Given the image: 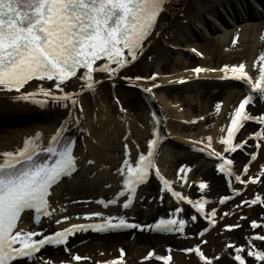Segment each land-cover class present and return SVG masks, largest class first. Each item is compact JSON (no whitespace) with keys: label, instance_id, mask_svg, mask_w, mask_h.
Listing matches in <instances>:
<instances>
[{"label":"bare ground","instance_id":"6f19581e","mask_svg":"<svg viewBox=\"0 0 264 264\" xmlns=\"http://www.w3.org/2000/svg\"><path fill=\"white\" fill-rule=\"evenodd\" d=\"M187 1H164L152 30L142 41V47L135 54V59H137L148 52V59L154 62L161 59L162 43L167 42L170 49L174 53H177V58L174 61L163 64L159 72H154L149 68L140 70L137 72V76L145 78L146 82L139 81L136 85L141 88L157 89L162 83L168 86L181 84L182 90L199 91L216 85L215 80L236 79L238 82L248 84L251 88L249 94L246 96L252 95L253 101L248 106L247 114L250 116L264 115V94L253 91L254 86L264 88V82L260 80L263 65L258 73L264 45L257 42L259 27L251 22L252 19L255 20L258 17H262L264 9H261L258 5H254L256 12L262 15L258 17L254 16L253 18L250 14L249 17L244 15L240 19H231V26L233 27L236 23H242L241 26H235L231 30L223 28L221 24H214L216 26L214 33H219L220 31L224 33L223 37H216L213 40L225 49V53L223 56H220L219 60H217L218 62L214 61L212 64L204 60L203 63L217 65L224 61H245L241 55H251V62L243 64V74L238 72L233 73L231 70H219L216 73L200 72L197 74L195 72H184L172 76L174 72L191 69L190 64L183 63L181 53L184 57H189V55L195 56V50L198 48L191 44L197 38L207 37V33L202 31L203 16L212 18L215 15L217 16V9L220 10L224 6L229 8L230 5H232L233 9V6L246 2V0H196L199 7L188 8L187 14L190 16L183 17L182 14L185 11ZM203 6H206L208 9L204 10ZM237 9L241 11L239 7ZM179 17H183V24L175 31L174 35H170L172 27H174L173 22ZM217 26L219 27L217 28ZM199 30L202 31V34ZM250 35H253L252 40L251 38L248 39ZM240 37L245 38L240 39ZM237 40H240V42H236ZM153 45H155V48L154 50L152 49L153 51H150ZM143 57L145 58V56ZM125 59L127 62L117 68L115 72H112L111 75H107L97 68L94 73V81H92L95 88L97 89L100 86H98L100 80L102 83V76H105L103 79L113 86L123 84L119 80V70L133 61L128 56L127 50H125ZM27 84L31 85L29 89L24 87ZM48 84H50V81L33 79L24 84L20 88V91L4 90L2 92L0 90V125L7 126L11 122H22L27 119H35L41 122L40 124L38 121L39 123L34 124L29 131L22 132L27 128L17 130L16 133L9 134V138H6L4 142H0V165L13 161L5 155L6 153L16 154L23 151L25 147L28 149L34 147L36 151L45 153L51 144V140L60 130H63V137L71 140L72 149L77 148V151H80L78 149H81L79 148L81 143L79 137L82 125L77 105L74 107L71 101H64L67 103V106L64 105L60 109L50 110L46 109L43 104L57 102L52 100L51 97L66 94L74 96L79 102L78 93L87 90V87L84 86L85 82L82 80H77L74 83L69 82L63 86V91H58L57 95L50 94L49 97H44L41 89L47 92L45 89ZM119 94L116 93V96L119 97ZM206 96L205 93L199 95V103L195 102L197 97L184 99V104L188 107L187 116L189 115V118L186 125L181 127L177 126L174 122H181L183 116H180L171 105L166 104L162 99L158 100L160 101L159 106L171 115L169 123L162 121V124H159L161 118L154 117L152 126H144L142 132L138 133L139 135L134 141L130 137L133 124L126 123L128 129L126 132L128 134L126 136L122 135L124 141H121L119 139L121 124L115 121L114 123L110 118H107L106 121L110 122L107 125L109 131L106 129V124H101V132H103V144L101 147L87 146L90 158L82 150L80 151L79 158L76 160V174L80 173L81 170L82 173L88 172L87 164L90 163L89 161H92L94 166L90 176H86L83 180L84 183H87L84 186L85 188L82 186L65 187V183L62 185L64 177L61 178L50 189L46 218H52V222H48L46 231H35L34 228L37 227L34 224L35 214L30 210L22 212L17 225L18 228V226L24 223L31 224V229H24L20 233L23 235H27L29 232L42 233V236L37 235L33 237L37 241L41 238H47L49 235H54L56 232L73 229L77 226H83L84 230H76L74 234L67 238L66 245L43 246L40 252L32 259H17L14 264H103L109 260L119 259L123 261V264H207L209 260L211 264H239L230 255L234 252V247L239 246H244L245 248L244 253H241V255L245 258L246 264H264V262L258 261L253 256L247 254L249 245H253L251 250L254 252L264 251V240L255 239L256 235L264 236V139H257V137L261 136V133H264V125L260 124L257 130H248L246 125L235 144V146H238L239 142L247 140L245 147L243 149L237 147L235 152L229 153L226 151L229 145H224L221 141L226 139L228 125L232 119L233 104L235 102L240 103L241 95L232 92L226 93V96H223L225 101L219 107H215L216 102L214 98L217 95L207 96L211 101V105H205ZM21 98H30L39 102L38 109H40V112L12 105V101ZM1 106L8 108L5 109ZM87 107H85L86 112H84L85 118H87V111H89ZM49 119L53 121L50 122L53 125L47 128L48 130H44V127L48 126L45 123ZM248 122L250 121H245V124H248ZM168 131L172 135L178 133V137L182 133L193 134L187 137L176 138L175 141L178 147L188 149L193 154L185 152L179 155L174 151L165 149V158L160 163V169L158 170L160 176L167 180L169 184L166 186L160 178H157L160 194L156 192L148 194L144 199L145 208L143 210L135 213V216L128 218L127 214L132 209L124 211L122 206L118 210L117 215L113 217V223H119V219H124L127 223H135L140 227L133 230L124 228L121 231L109 229L104 235L94 232L91 226L94 224L106 225V223L99 222L101 218L99 215H86L83 210L90 207L108 210L117 209L119 200L122 199H125L124 205L130 195L128 190L123 187L127 179V169L125 168L124 174L120 175L119 168H124V161L126 160L133 167L138 166L141 155L146 157L147 162L148 153L153 148L152 142L156 141L157 137H160L163 144L158 149V156L163 145L167 146L171 144L167 134ZM89 132L92 139L98 135L92 126L89 127ZM253 133L256 135L253 136ZM206 135L209 137H206ZM172 139L175 140L174 137ZM257 144H259L258 148L256 147ZM195 153H199L200 155H196ZM217 153L225 159H232L234 161V164L231 166L225 165L226 170L234 169L233 177L239 174L241 179L246 181V183L238 184L233 179L231 186H229V178L226 173L219 171L222 161L216 156ZM252 153L257 154V158L254 161L249 158ZM204 159H210L211 162L204 164L202 162ZM246 164L250 165V167L248 172L244 173L242 169ZM169 169L171 172H168ZM253 178H255L256 182H253ZM201 183H207L208 187L200 190L199 185ZM117 185L119 186L116 187ZM115 187V197L118 199V202L105 207L104 201L108 198L109 191H112ZM169 187L171 188V192L168 191ZM141 191L142 188L139 189L138 193H141ZM121 192H124L125 195L121 196ZM172 192L180 193L183 201L177 200V197L173 196ZM237 194H240L239 198H236ZM92 196L97 197L93 198ZM257 196L260 197L259 200H256ZM225 197H228V199L220 203ZM169 200L175 206L165 205V202ZM188 200H191L194 204L198 201L203 202L204 213H207V215L197 212L187 202ZM254 200L255 202L253 203ZM242 201H248L249 203L238 207ZM211 211L216 212L215 217L211 215ZM192 216L196 217L194 221L191 219ZM171 219H176L178 222L184 221V234L183 231H174L170 227H168L165 234L158 233L159 228L166 226L161 225L160 222H167ZM45 220L43 219L42 222ZM211 222H217L216 227L213 229L209 225ZM250 222H257L261 226L251 228ZM229 225L236 227L228 229L226 226ZM217 228H222V231L216 234L215 239L202 237L203 232L210 231L209 233H214ZM249 237H252V239L249 240ZM188 239L195 240V243L190 245L194 250L196 248L201 249V252L195 251V258L186 253L185 249L189 244H184L182 241ZM226 245H232L233 247H227ZM121 250H123V256H121ZM53 251L56 253H53ZM50 253L52 254L49 255ZM150 254L153 255L152 259H149ZM76 255L82 259L75 261L74 257Z\"/></svg>","mask_w":264,"mask_h":264},{"label":"snow or ice","instance_id":"6c2138e0","mask_svg":"<svg viewBox=\"0 0 264 264\" xmlns=\"http://www.w3.org/2000/svg\"><path fill=\"white\" fill-rule=\"evenodd\" d=\"M162 4L163 0H0V86L15 85V90L20 91L24 84L37 79L53 82L52 87L57 91H63V86L69 78H74L84 81V86L88 89H93L92 81L97 68L111 75L127 62L125 50L128 56L135 59L136 51L142 47V41L152 30ZM260 60L264 61V56L260 57ZM228 70L226 66L225 71ZM194 71L199 74L204 69L196 68ZM231 71L243 74L244 66L233 67ZM260 80L264 82V75L260 76ZM253 91L264 94V88L259 86H254ZM41 92L44 97L50 95L43 89ZM51 99L57 102L71 101L74 107L78 103L77 98L70 94L53 96ZM252 101L253 96L250 95L240 103L235 118L231 121L232 130L228 132V138L221 141L222 144H233L234 132L243 126L244 121L264 125V115L247 114L246 106ZM257 139H264V133ZM152 143L155 144L156 141ZM246 143L247 140L241 141L238 146L229 147L226 151L233 153L237 147L243 149ZM256 147L258 148L259 144ZM47 151L52 153L53 149L48 148ZM72 152V148L68 147L62 152L55 153L58 159L52 165L35 163L34 154L27 147L16 154H5L14 162L0 165V264H14L17 259L30 260L43 246L66 245L70 235L76 230H84L83 226H77L38 241L33 237L42 236V233L29 232L23 235L14 231L22 211L34 210L36 213L47 214L49 206L47 197L50 195V189L61 178L71 176L76 167ZM151 156L152 153L149 152L146 162V157L141 155L139 165L136 167L129 161H124V168L119 171L123 173L125 168L127 169V179L123 187L128 193L134 194L137 186L146 182L149 169L153 167ZM216 156L222 161L219 171L226 173L229 186L233 179L241 184L246 183L239 174L233 177L234 169L226 170L225 165L234 164L232 159H225L219 153ZM249 158L254 161L257 154L252 153ZM19 164L31 166L18 168ZM249 167L250 165L246 164L242 172L247 173ZM155 174L164 185L169 184L160 176L159 170H156ZM253 182H256L255 178ZM207 187V183L199 185L200 190ZM168 191L171 192L170 187ZM120 195L123 196L125 193L121 192ZM172 195L183 200L178 192H172ZM227 199L228 197H225L220 203ZM259 199L257 196L256 200ZM187 202L197 212L207 215L204 213L203 202L198 201L195 204L191 200ZM248 203L242 201L238 207ZM123 207L127 209L129 205L125 203ZM211 215L215 217L216 212L211 211ZM191 219L194 221L196 217L192 216ZM160 224L174 231H183L185 226L183 220L178 222L176 219L161 221ZM259 226L261 225L257 222H250L251 228ZM121 227L135 229L140 226L127 223L124 219H119V223H113V218L110 217L106 225H97L95 230ZM226 227L232 229L236 226ZM251 239L252 237H249V240ZM255 239L264 240V236L256 235ZM252 247L253 245H249L247 254L264 262V251L254 252L251 250ZM195 251L201 252V249L196 248ZM244 251V246L234 247V252L230 255L239 264H246L245 258L241 255ZM74 259L80 261L82 258L76 255ZM112 264H120V261L115 260ZM207 264H211V261H207Z\"/></svg>","mask_w":264,"mask_h":264},{"label":"rangeland","instance_id":"374dc122","mask_svg":"<svg viewBox=\"0 0 264 264\" xmlns=\"http://www.w3.org/2000/svg\"><path fill=\"white\" fill-rule=\"evenodd\" d=\"M252 4H256V5H260L259 2H257L256 0H250ZM251 4V5H252ZM207 6V5H206ZM206 6H203V9L206 10L208 8H206ZM232 5H230V7L228 8L227 6H224L222 9H217L216 10V14L217 16H213L212 18H206L207 16H203L204 18L202 19V31H205L207 33V37L204 38H197L195 39V42L192 43V46H196L198 49L195 50V54L197 55H189V57H184V55L181 56L183 58V63L184 64H190L191 65V69L190 70H185V71H178V72H174V74H172V76H175L177 74L180 73H184V72H195L194 70L196 68H201L204 69V71H201L202 73L205 72H211V73H215L218 72V70H223L225 71V67L227 66V68L229 70H231V68L233 67H239L243 64H247L251 62V55H241L243 56V59L245 61H224L221 64H217V65H211V64H204V60H207L208 62L212 63L214 61L219 60L220 56H223L225 53V49L221 46L218 45L216 42H214L213 39H215L216 37H223V31H221L220 33H214L216 30V26H214V24H221V26L223 28H225L224 23H228L230 21L229 18H233L234 16H236V14L240 13V15H248L250 12H254V8H252V6L250 7V3L244 2V3H239L238 6H235V8L231 7ZM193 7V8H197L199 7V4L196 0H188L185 4V11L183 12L182 16L183 17H189L190 15L187 14L188 12V8ZM239 7L241 11H237L236 8ZM259 7V6H258ZM231 14H230V11ZM253 10V11H252ZM256 13V11H255ZM183 17H179L176 21L173 22V26L172 27V32L170 35H174L175 31L180 28V26H182L183 24ZM187 22V21H186ZM255 25H257L259 27L258 29V36H257V42L259 44H263L264 45V19L261 20L258 23H255ZM219 26H217L218 28ZM193 30H195L193 28ZM202 31L199 30V32ZM169 38V37H168ZM245 38V37H240V39ZM253 38V35H250L248 37V39ZM236 42H240V40L236 41ZM151 50L153 51L155 48V45L151 46ZM153 49V50H152ZM264 50V49H263ZM161 51H162V55L160 56L161 59H163V61H161V59H158L154 62H151V60L148 59V52L143 54V56H145V58L143 56L137 58L133 63V65H129L123 69L120 70V75H119V80L123 83V84H117L115 86H113L111 83H103L102 85H100L97 89H95L94 91H92V93H86L83 94L81 96H79L80 101L77 103V107L80 111V117H81V136H80V147L81 149H78L80 151L84 150V153L88 155V147L89 145L92 146H99V148L101 147V145L103 144V132L102 131V125L101 124H106V129L108 130V124L110 123L109 121L107 122V118H110L113 122H119L120 125V132L121 135L119 137V139L121 141L123 140V136H126L128 133L126 132L127 126L126 123L129 122V124H133L132 127V132L130 131V137L133 139H136V137L139 135L138 133L142 132V129L144 128V126H152L154 120V117H160L161 120H165L167 123H169V118L171 117V115H169L164 109H162L159 105H160V101L158 102V100L162 99L166 104L171 105V107H173L175 109V111L177 113H179L180 116H183L181 118V122H174L175 124H177V126L179 125V127L181 126H185L187 119L189 118V115L187 116V111H188V107L184 104V99H189V98H193V97H197L195 102L199 103V99L198 96L201 95L202 93H205L207 96H211V95H217V97H213L215 100V107H219L223 104V102L225 101V98L223 96H226V93L228 92H232V93H239L242 95V99L241 102H243L244 98H245V87L237 84L236 81H231V82H225V81H219L218 84L214 85L213 87H209L206 89H201L199 91H185L182 90V88L176 87L175 85L172 86H168V85H164L163 83L160 84V87L157 89H151V88H141L139 86L136 85L137 82L142 81V82H146V79L143 77H138L137 76V72H139L142 69L145 68H149L150 70L154 71V72H159V69L161 68V66L163 64H166L168 62L174 61L177 58V53L173 52L169 45L167 44V42L162 43L161 46ZM184 54V53H183ZM264 54V52H263ZM188 55V54H187ZM152 56V54H151ZM186 56V55H185ZM200 56V57H198ZM158 57V58H160ZM144 58V59H143ZM144 61V63H143ZM218 62V61H217ZM263 61L260 62L258 71L262 65ZM145 64V65H143ZM139 78V79H137ZM47 91L50 94H57V90L52 87L49 86ZM116 93H122V95L119 94V97L116 96ZM207 96L205 97V105H211V101L209 98H207ZM97 98V100H96ZM32 100L28 99V103L25 104H30ZM97 101V102H96ZM33 102V101H32ZM210 103V104H208ZM24 104V103H22ZM65 103L64 102H49L46 105L50 108H54L56 109L57 107L61 108L63 107ZM88 106V110L87 111V118H85V113L86 112V106ZM239 104L235 102V106L234 109L232 111V118H233V114L235 113V108L238 106ZM9 107V105H7ZM2 108H8V107H3ZM31 109V108H30ZM32 110V109H31ZM6 111V110H5ZM185 118V120H184ZM195 118V117H194ZM53 120V118H51ZM51 119L47 120V122L45 123L46 127H44V130H48L47 128L52 127L53 122L51 121ZM183 120V121H182ZM84 121V122H83ZM114 122V123H115ZM25 124V125H24ZM24 124L20 125L23 127H20L18 129H13V130H8V131H0V142H4V140L6 138H9L8 135L9 134H14L17 132V130H21L23 128H27L24 129L22 132L24 131H29L31 130V127L34 126L31 123L25 122ZM86 125H88L87 127H85ZM97 132V136L92 139V136L89 132V127H91ZM259 124H253L252 126L247 127L248 129H259ZM4 129V128H3ZM30 133V132H29ZM28 133V134H29ZM167 134L169 135V138H175V140L173 139L171 145L169 146H164L163 152L160 154L157 164H160V162L164 161V150L168 149L171 151H174L176 153H178L179 155L188 152L187 149H181L180 147H178V144L176 145V138H182V137H187V136H191L193 134L191 133H180L181 136L178 137V133L172 135V133H170V131L167 132ZM195 134V133H194ZM206 137H208L206 135ZM120 141V142H121ZM91 143V144H89ZM99 143V144H98ZM98 144V145H96ZM131 146V145H130ZM83 148V149H82ZM80 151H75L74 152V158L77 159L79 157ZM181 157V156H178ZM90 158V156H89ZM202 162L204 164H208L207 161L202 160ZM92 168H94L93 165H91L88 168V172L86 173H82V171L78 174L75 175V177L73 179L67 180L65 182V187H77V186H86L84 183V178L86 176H90V174L92 173ZM120 170V168H119ZM120 172V171H119ZM168 172H171V170L169 169ZM119 174H124L122 172H120ZM85 188V187H84ZM82 189V188H81ZM84 190V189H83ZM116 191V187L114 189H112V191H109L108 195L109 198L106 199L105 204L109 205L111 204L112 201H114V194ZM157 192V194L160 193L157 183L155 180L151 181L150 184H148L147 186H145L142 190V192L140 193V195L138 196V200H137V205L135 206V210L128 214V217L130 218L131 216H133L137 211L142 210L145 206V197L150 194V193H154ZM93 198H96L97 196H92ZM180 200V199H179ZM181 201V200H180ZM183 201V200H182ZM123 202H120L118 208L120 209L122 206ZM165 204L170 205V206H175V204H173L170 200L167 201ZM85 214H100V215H109L110 217L114 216L116 214V211H105L103 209H85L84 210ZM106 218H102L100 221H106ZM25 227H29V225L25 226ZM24 226L20 228V230H23ZM36 229L39 230H45L46 229V224L43 223L42 225H40L39 227H37ZM18 231V230H17ZM220 231H222V228L217 229L216 232L214 233H203L202 237H209L210 239H215L216 234H218ZM184 244H189L185 250H191V251H186V253L195 258V250L193 247H191L190 245H193L195 240L193 239H188L185 241H182ZM54 253V252H53ZM52 253H50L49 255H51Z\"/></svg>","mask_w":264,"mask_h":264}]
</instances>
